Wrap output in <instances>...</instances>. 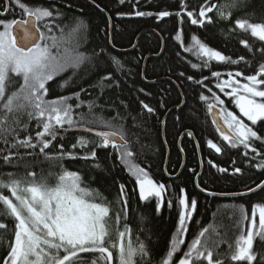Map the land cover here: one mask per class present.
<instances>
[{
	"label": "snow or ice",
	"instance_id": "1",
	"mask_svg": "<svg viewBox=\"0 0 264 264\" xmlns=\"http://www.w3.org/2000/svg\"><path fill=\"white\" fill-rule=\"evenodd\" d=\"M118 2L125 4L126 0ZM238 2L204 0L197 8H190L188 0H178V10L174 12L136 10L117 12V16H155L158 21L177 18L171 35L179 49L176 56L186 53L197 61L185 57V63L195 71L192 74L181 71L177 79L196 86L193 91L211 117L220 141L208 139L207 147L217 154L236 149L252 167L264 172V62L252 67L244 56L237 59L226 56L199 36L189 37L183 27L185 20L200 28L217 20L231 23L232 10ZM138 3L135 0L133 7ZM89 6L100 13L108 11L98 0H89ZM76 10L83 12L75 0L51 3L0 0V164L14 169L0 173V248L4 251L0 264H264V254L254 246L264 244V197L251 206L250 215L244 204L232 205L231 225L221 224L219 228L238 232L233 243L224 239L213 224L202 227L189 241V226L198 201L182 188L177 200L175 232L166 253L156 260L149 236L143 240L139 236L133 238L127 223L129 204L125 184H119L114 202L91 186L93 173L106 171L108 167L98 159L97 150L111 148L113 152L109 155L126 168L138 186L140 201L155 200L159 213L169 192V186L153 180L146 168L133 162L139 155L142 126L147 117L156 116L157 109L138 99L139 109L133 114L126 101L108 95L121 88L122 80L129 75L122 60L113 54L117 46L112 17L107 16L105 27L98 29L97 34L104 33L103 42H95L90 40V26L82 17H69L68 13ZM69 19L74 26L66 32L69 25L64 21ZM238 31L259 41L261 46L255 51L264 57V22L237 18L231 32ZM240 43L253 52L254 46L248 40ZM164 45L161 38V53ZM131 47L135 49L138 45ZM140 59L146 58H137V63ZM242 62L251 68L249 74L243 69L213 70L214 63L231 66ZM204 69L209 70L211 80L203 74ZM65 75L67 79L60 87L72 90L49 98L50 83ZM213 80V87L228 98L238 113L229 110L221 95L209 86ZM137 91L150 95L144 88ZM108 111L113 114L105 117ZM175 119L179 122L181 118ZM70 132L83 135L66 150L62 141ZM181 136L195 139L196 133L185 128ZM195 146L199 149L198 140ZM53 147L57 149L55 153L51 152ZM179 150L182 153L184 148L181 146ZM40 157L58 164L60 171L38 175L31 168L32 162ZM257 158L259 162L253 163ZM65 160L84 161L85 167L68 170L63 165ZM208 164L220 173L229 171L212 160ZM21 167L23 174L15 171ZM232 173L241 174L242 169L234 167ZM201 191L212 197H243L264 193V180L248 187L246 192L217 193L206 188ZM167 206H173L171 199L167 200ZM212 215L215 218L217 213ZM139 222L146 225V217L141 215ZM222 244H227V248L221 249Z\"/></svg>",
	"mask_w": 264,
	"mask_h": 264
},
{
	"label": "trees",
	"instance_id": "2",
	"mask_svg": "<svg viewBox=\"0 0 264 264\" xmlns=\"http://www.w3.org/2000/svg\"><path fill=\"white\" fill-rule=\"evenodd\" d=\"M28 3H51L52 0H26ZM108 11L100 13L89 6V0H75V4L83 8V12L76 10L68 13L69 17H82L90 26V40L95 42H103L104 33L98 29L105 27V19L107 16L112 17L114 25V43L117 50H113V54L122 60L125 71L129 75L122 80L121 88L109 92L108 95L112 99L126 101L133 114L139 109L138 99L144 100L152 107L157 109L155 117H147V122L142 126L140 132L139 155L133 161L139 163L141 167L146 168L150 172L151 178L159 183L169 186V192L165 196V203L161 207L159 213L155 210L156 202H142L139 200L138 186L134 179L130 177L128 171L119 161H114V157L109 155L113 150L98 149L97 156L102 164L107 165L106 171H97L93 173L94 179L91 186L97 189L108 201L114 202L118 197L119 184H125L126 194L129 204V218L127 223L132 229L133 238L139 236L141 240L147 235L151 239V246L155 259L159 260L167 251V246L175 232L178 220V197L180 190L183 188L190 198L198 201L197 212L191 223L187 240H191L198 231L209 224H213L221 231L222 236L229 243H233L238 232L234 229H220L219 225L230 226L232 221L229 216L232 213V205L244 204L248 209L249 215L251 206L260 202L264 193L257 192L243 197H223L208 196L206 192H202L201 188L217 193L228 192L238 193L247 191L248 187H254L256 183L264 180V172L252 167L240 151L236 149L228 150L226 153L217 154L214 150L207 147L206 141L213 139L214 142L220 143L218 134L214 131L211 124L210 116L193 91L196 86L189 82L177 79L179 73L184 71L186 74H192V70L187 63L185 57L197 62L196 58L186 53L176 56L179 49L176 42L171 39L174 35L173 29L177 26V18L175 16L166 17L162 21H158L155 16L136 17L134 15L117 16V12L132 13L136 10L157 13L159 11H176L178 10V0H139L136 7H133L135 0H126L125 4H120L118 0H98ZM204 0H188L190 8H197ZM214 2L223 3L224 0H214ZM11 18V16H9ZM237 18L248 19L250 22H264V0H239L237 7L232 10V22L217 20L214 24H208L205 28L191 25L185 20L183 25L185 33L190 37L192 34L199 36L205 43L215 50L221 51L222 54L237 59L244 56L252 67H257L259 62H264L255 49L259 48L260 42L251 38L249 34L237 32L233 34L231 29ZM214 19L216 17L214 16ZM68 28L74 26V22L69 19L64 21ZM109 31H113L109 29ZM161 38L165 40V50L160 52ZM240 40H248L253 44V52L245 48ZM133 44L138 45L133 49ZM126 50V51H125ZM159 53V55H158ZM140 59L137 63V58ZM243 69L246 74L251 72L242 62L240 65H220L213 64V70L228 71ZM204 75H208L210 80V72L208 69L203 70ZM70 75V73L68 74ZM146 76V79H145ZM226 78V77H225ZM67 75L57 78L56 82L50 83V95L52 98L60 94H68L72 89H62L60 84ZM215 81L209 84L213 87ZM144 88L150 95L145 96L137 90ZM200 91V89H197ZM213 91L221 95L225 100L229 110L238 113V109L231 103L228 98L224 97L217 89L213 87ZM205 94H208L205 92ZM96 95V93H93ZM163 104V107H161ZM186 105V106H185ZM113 113L105 112V117H110ZM180 116L178 122L175 118ZM161 121H166L161 124ZM185 128H191L196 133L195 139L182 137L181 133ZM83 135L81 132H70L64 139L63 143L66 150H70L72 143L76 138ZM199 141L200 147L196 148V141ZM166 141V143H165ZM184 151L180 152V147ZM56 148L53 147L51 152L55 153ZM208 160H212L219 167L227 168L228 173H220L216 168L208 164ZM235 160V164H233ZM259 162L257 161L253 163ZM65 168L71 171L83 169L85 162L81 160L63 161ZM202 167V171L199 174ZM240 167L241 174H233L232 169ZM195 170V173L192 170ZM3 164H0V173L13 171ZM31 170L48 173H58L60 171L58 164H50L40 157L32 162ZM19 174H23V168L16 169ZM199 174V176H198ZM197 184H196V177ZM54 183V179H50ZM199 185V187L197 186ZM171 199L173 206H167V200ZM227 206V207H226ZM119 205H114L118 208ZM219 209V212L217 210ZM213 213H217L215 218ZM146 217V225L139 222V217ZM199 221V223H197ZM11 227V225H10ZM257 252L264 254V244L257 243L254 245ZM227 244H222L221 249H226ZM4 254L0 248V256Z\"/></svg>",
	"mask_w": 264,
	"mask_h": 264
},
{
	"label": "water",
	"instance_id": "3",
	"mask_svg": "<svg viewBox=\"0 0 264 264\" xmlns=\"http://www.w3.org/2000/svg\"><path fill=\"white\" fill-rule=\"evenodd\" d=\"M210 119H211V117H210ZM201 173V171L199 172V174ZM199 174H198V176H199ZM198 176L196 177V184H197V178H198ZM243 192H246V191H243ZM249 195V194H248ZM223 197H241V196H223Z\"/></svg>",
	"mask_w": 264,
	"mask_h": 264
},
{
	"label": "bare ground",
	"instance_id": "4",
	"mask_svg": "<svg viewBox=\"0 0 264 264\" xmlns=\"http://www.w3.org/2000/svg\"><path fill=\"white\" fill-rule=\"evenodd\" d=\"M200 171H202V169Z\"/></svg>",
	"mask_w": 264,
	"mask_h": 264
},
{
	"label": "flooded vegetation",
	"instance_id": "5",
	"mask_svg": "<svg viewBox=\"0 0 264 264\" xmlns=\"http://www.w3.org/2000/svg\"><path fill=\"white\" fill-rule=\"evenodd\" d=\"M201 169H202V167H201Z\"/></svg>",
	"mask_w": 264,
	"mask_h": 264
}]
</instances>
